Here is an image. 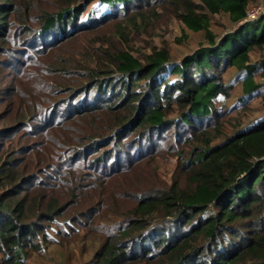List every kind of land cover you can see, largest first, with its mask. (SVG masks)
I'll use <instances>...</instances> for the list:
<instances>
[{"label": "trees", "instance_id": "trees-1", "mask_svg": "<svg viewBox=\"0 0 264 264\" xmlns=\"http://www.w3.org/2000/svg\"><path fill=\"white\" fill-rule=\"evenodd\" d=\"M256 4L0 0V264L72 248L84 264H264V113L226 134L215 103L239 83L245 107L264 101ZM220 14L237 29L218 41ZM168 19L207 45L181 62L129 49Z\"/></svg>", "mask_w": 264, "mask_h": 264}, {"label": "rangeland", "instance_id": "rangeland-1", "mask_svg": "<svg viewBox=\"0 0 264 264\" xmlns=\"http://www.w3.org/2000/svg\"><path fill=\"white\" fill-rule=\"evenodd\" d=\"M263 1L256 0L257 4L255 6L260 5ZM211 19L210 28L212 33L218 36V41L228 33L237 29L227 15H215ZM206 42L207 36L204 32L191 31L183 23L175 19H168L155 30H148L146 33H142L141 37L137 40L132 38L128 47L135 55L142 56L151 54L154 48L160 49L167 46L172 59L181 62L186 56L193 54L202 46H206ZM78 51V58H82L79 47ZM252 59L254 62L260 63V61L264 60V53L253 54ZM260 73L264 75V70H260ZM233 75L234 70L229 69L224 81L226 83L229 82ZM241 95V84L239 83L235 86L231 97L220 95L215 101L217 107H226L229 110L227 113L230 122L225 127L226 134H230L236 127H244L250 124L254 119L264 113V101L262 99L252 102L249 108H247L240 100ZM174 164L175 160L169 158L161 161L157 165V168L165 177L169 178L174 169ZM89 257L90 254H81L77 248H72L68 252L51 249L43 254L34 255L28 264H84V262L88 261Z\"/></svg>", "mask_w": 264, "mask_h": 264}, {"label": "built area", "instance_id": "built-area-1", "mask_svg": "<svg viewBox=\"0 0 264 264\" xmlns=\"http://www.w3.org/2000/svg\"><path fill=\"white\" fill-rule=\"evenodd\" d=\"M261 15H264V1L260 5L253 7L248 12L247 18L244 22L256 20Z\"/></svg>", "mask_w": 264, "mask_h": 264}]
</instances>
